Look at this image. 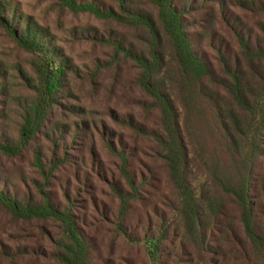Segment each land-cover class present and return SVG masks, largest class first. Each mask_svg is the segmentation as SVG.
Instances as JSON below:
<instances>
[{
  "label": "trees",
  "instance_id": "16d2710c",
  "mask_svg": "<svg viewBox=\"0 0 264 264\" xmlns=\"http://www.w3.org/2000/svg\"><path fill=\"white\" fill-rule=\"evenodd\" d=\"M56 1L115 24L90 38L136 69L157 121L127 126L158 165L141 170L103 135L114 169L103 168L86 110L54 119L72 68L0 0L1 27L37 59L35 77L19 73L27 96L0 63V211L21 233L0 239V264H264V0Z\"/></svg>",
  "mask_w": 264,
  "mask_h": 264
},
{
  "label": "rangeland",
  "instance_id": "374dc122",
  "mask_svg": "<svg viewBox=\"0 0 264 264\" xmlns=\"http://www.w3.org/2000/svg\"><path fill=\"white\" fill-rule=\"evenodd\" d=\"M5 1L16 11L18 22L21 19L23 24L30 19L33 24L42 28L51 38L52 45L60 50L62 57L59 60H67L72 68V71H67L63 89L65 95L61 96L60 100L62 107L53 109L54 119L63 124L76 119L70 112H65L63 106L68 108L77 106L86 110L90 129L96 136L103 168L114 169L112 158L105 148L106 141L103 140V135L112 140H117L118 137L127 147L133 148L138 158L137 166L141 170L146 167L155 168L158 163L153 159V144L149 139L137 136L127 126V123L133 120L144 128H149L155 127L157 121L156 114L147 111L143 104V95L135 80L136 69L133 65L120 60V57H116L110 48L97 45L90 38L93 37L91 29L102 33L105 29H115V24L100 21L88 13L69 11L56 0ZM103 1L109 4L108 0ZM237 1L227 0L230 4ZM241 14L250 16L243 12ZM33 61L37 59L21 49L0 25V63L8 74L9 82L24 96L29 93L23 89L19 73L23 71L35 77L31 65ZM58 76L57 72L53 73L49 82L51 90L55 88ZM41 144L47 146L44 141ZM86 149L88 148L82 149L85 154L88 151ZM2 163L13 173L18 168L26 171L29 166L28 159L18 161L3 159ZM98 187L99 200L109 204L111 199L108 187L103 183H99ZM9 226L8 217L0 211V239L11 244L7 231L21 233L19 229ZM102 244L103 252L112 250L110 240L107 239Z\"/></svg>",
  "mask_w": 264,
  "mask_h": 264
}]
</instances>
